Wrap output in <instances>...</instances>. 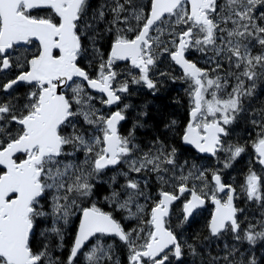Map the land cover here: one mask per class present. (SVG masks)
I'll list each match as a JSON object with an SVG mask.
<instances>
[{
  "label": "snow or ice",
  "instance_id": "obj_1",
  "mask_svg": "<svg viewBox=\"0 0 264 264\" xmlns=\"http://www.w3.org/2000/svg\"><path fill=\"white\" fill-rule=\"evenodd\" d=\"M0 264H264V0H0Z\"/></svg>",
  "mask_w": 264,
  "mask_h": 264
}]
</instances>
